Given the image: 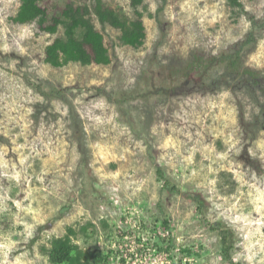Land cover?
<instances>
[{"label": "rangeland", "instance_id": "obj_1", "mask_svg": "<svg viewBox=\"0 0 264 264\" xmlns=\"http://www.w3.org/2000/svg\"><path fill=\"white\" fill-rule=\"evenodd\" d=\"M84 1L41 6L51 19ZM239 2L167 0L158 20L146 0L142 47L97 23L111 62L53 67L63 29L17 23L20 1L0 0V264H52L67 235L100 264H231L224 231L233 264H264V93L223 68L166 91L195 54L242 38L248 14L264 19V0ZM243 60L264 72V32Z\"/></svg>", "mask_w": 264, "mask_h": 264}, {"label": "trees", "instance_id": "obj_2", "mask_svg": "<svg viewBox=\"0 0 264 264\" xmlns=\"http://www.w3.org/2000/svg\"><path fill=\"white\" fill-rule=\"evenodd\" d=\"M20 9L15 21L20 24L38 22L44 31L57 34L63 29L64 36L57 37L45 50V62L53 67H62L70 63L83 65H107L111 62L105 37L97 23L104 29L110 27L119 32L123 45L133 48L142 47L146 40L144 12L146 0H129L133 10L129 16L104 0H86L82 3H70L60 15L51 19L41 6L44 0H19ZM234 8H243L239 0H228ZM167 0H158V7L153 15L158 19L165 12ZM250 27L242 38L233 43L219 55L209 57L195 54L186 68L183 79L174 87L166 89L174 96L190 95L197 86L205 85L212 70L223 68L243 80L257 92L264 93V72L246 67L245 52L256 45L264 32V19L248 14ZM200 88V87H199ZM159 176L164 179L161 171ZM229 233L224 231L222 254L233 264V246ZM52 264H100L94 253H87L72 242L67 235L55 238L48 251Z\"/></svg>", "mask_w": 264, "mask_h": 264}]
</instances>
